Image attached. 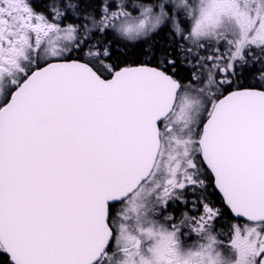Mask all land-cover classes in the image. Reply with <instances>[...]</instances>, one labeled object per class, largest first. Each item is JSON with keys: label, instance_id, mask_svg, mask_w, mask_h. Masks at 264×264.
I'll list each match as a JSON object with an SVG mask.
<instances>
[{"label": "snow or ice", "instance_id": "obj_1", "mask_svg": "<svg viewBox=\"0 0 264 264\" xmlns=\"http://www.w3.org/2000/svg\"><path fill=\"white\" fill-rule=\"evenodd\" d=\"M0 264H264V0H0Z\"/></svg>", "mask_w": 264, "mask_h": 264}]
</instances>
